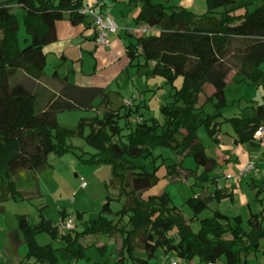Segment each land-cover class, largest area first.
<instances>
[{"label": "trees", "instance_id": "16d2710c", "mask_svg": "<svg viewBox=\"0 0 264 264\" xmlns=\"http://www.w3.org/2000/svg\"><path fill=\"white\" fill-rule=\"evenodd\" d=\"M135 2L139 8L135 22L156 26L159 32L134 35V41L125 47L130 66L149 68L153 64L151 74L166 77L169 83L178 77L183 80L173 100L160 107L162 121L143 118V102L134 108L124 104L113 109L108 88L79 86L66 77L53 81L56 73L50 77L54 92L39 86L48 65L44 48L57 40L56 24L65 19L73 25L86 23L87 18L80 14L84 0H0V206L21 199L16 189L21 172L35 179L50 165L52 154L63 157L73 150L69 140L74 137L98 150L84 161L109 166L110 185L125 200L117 213L107 200L95 219L83 221L78 214L82 230L61 236L50 221L34 224L27 216H17L13 239L18 242L21 233L28 248L20 264L30 260L33 264L59 263L52 244L36 241L45 232L64 245L67 264L87 259L89 247L81 243L87 237L102 244L98 247L101 252L107 251L105 240L120 238L115 264H152L159 250L167 253L166 264L173 256L184 263L198 259L199 264H248L247 256L260 251L264 211L255 214L249 209L244 220L216 210L211 217L199 219L213 198L234 199L233 192L216 190L213 196L187 201L191 220L200 225L194 231L167 193L143 199L159 178L156 171L147 172L135 160L156 161L160 158L156 153L161 151L191 158L202 169L200 173L185 168L183 160L167 166V175L176 176L182 169L203 185L212 180L218 162L206 153L200 129L214 138L225 124L233 130L235 143L256 142V134L264 127V111L219 121L220 113L207 114L199 102L205 86L216 94L223 92L231 74L238 83L264 88V0H206L203 14L174 6L171 0ZM69 111H94L96 115L69 129L57 120L59 113ZM134 116L140 120L135 126L130 122ZM260 201L264 205V198ZM66 218L63 213L62 221Z\"/></svg>", "mask_w": 264, "mask_h": 264}, {"label": "rangeland", "instance_id": "374dc122", "mask_svg": "<svg viewBox=\"0 0 264 264\" xmlns=\"http://www.w3.org/2000/svg\"><path fill=\"white\" fill-rule=\"evenodd\" d=\"M180 1L171 0V3ZM125 2L131 7L130 9L138 8L135 0H122V2L116 3V10H125V12L130 10L127 9ZM154 2H162V0H154ZM194 6L192 11L196 14H203L207 11L206 0H195ZM254 8L255 6H252L251 10ZM134 21H132L134 29L144 25V23L135 24ZM20 24L19 36L22 39L24 28L21 19ZM51 60H49L50 63ZM118 65L116 62L115 66ZM135 65H126L122 67L123 69L119 66L117 71H115L114 65L108 66V64L105 68H98V73H102L107 78L108 88L111 92V107L118 109L124 106L125 101L128 100H134L135 105L143 102L144 107L140 111L143 118L153 117L162 121L160 107L173 100L172 96L182 87L183 80L178 77L173 83H169L166 77L150 73L151 64L149 68ZM262 69H264V65ZM230 80L231 82L221 93L216 94L211 87H204L203 93L200 95L199 106L203 105L207 114L216 115L220 113L219 121H221L224 117H244L252 115L253 112L264 111L263 87L252 86L245 82L238 83L233 80V74L230 75ZM211 95L214 98L208 99ZM95 115L96 112L94 111H69L59 113L57 120L61 126L75 129L81 119L91 118ZM137 117L134 116L130 119L133 126L140 121ZM143 118L140 117L141 120ZM221 128L222 143L215 140L216 136L214 138L209 137L203 128L198 132L201 143L206 148V153L218 162L211 174L212 180L203 185L197 183L195 178L188 177V173L182 169H179L176 176L167 175V166L183 160L185 168L200 173L202 169L197 168L191 158L183 159L176 157L172 152L161 151L156 153L160 157L156 161L151 158L135 160V163L147 172L156 171L159 178L158 182L143 195V199L146 200L149 196H160L167 193L173 205L181 209L182 215L194 231L199 230L200 225L199 222L191 220L193 214L186 204L187 201L194 197L207 198L213 196L216 190L224 194L233 192L234 199L227 198L218 201L213 198L209 208L199 216V219L211 217L215 210L232 217L240 215L247 219L248 204L255 214L264 211V205H261L260 201L261 198H264V132H262L264 127L256 134L254 144L246 143L244 145L235 143V139L233 140L230 135L225 133L231 134L233 130L230 126L223 124ZM69 144L72 145L73 150L63 157L52 154L49 158L50 165L35 179L30 173L21 172L16 182V189L22 195L21 199L10 200L0 206V264H20L19 261L28 254V248L24 243L22 234L20 233L18 242L13 239L18 228L17 216H27L34 224H38L42 220L50 221L53 226L58 228L62 223L64 213L67 218L74 219L75 229L73 231H81L82 226L77 218L78 214L82 215L83 221L95 219L100 215L107 200L113 213H117L123 208L125 200L120 199L117 188L110 185L112 179L110 167L96 166L84 161L98 150L79 137L70 139ZM248 164L253 165L254 169L241 177L240 173ZM84 183L86 187L83 188L82 184ZM260 190L263 191H261L260 197H257ZM113 221L116 222L117 219L113 218ZM58 233L59 236L63 234L59 228ZM94 240L93 237H87L81 241L83 245L90 247L87 249V257L92 262L115 264L118 259L117 251L121 246L120 238H115L113 240L115 245L111 244L105 252H101L97 246H92L91 241ZM36 241L40 245L52 244L53 248L57 249L58 264L68 263L69 258L63 249L64 245L59 240H53L45 232L37 235ZM105 242L108 243L109 241L105 240ZM262 242L264 243V240ZM95 244L99 245L98 242ZM262 249L264 250V246ZM263 250L251 254L248 258V264H264ZM138 256H142V253L139 252ZM173 257V260L178 264H185L175 256ZM166 260L167 253L159 250L151 263L166 264ZM87 262H89L88 259H85L72 264H86ZM167 262L170 263V260ZM33 263L34 260H30L24 264Z\"/></svg>", "mask_w": 264, "mask_h": 264}, {"label": "crops", "instance_id": "0c3cea01", "mask_svg": "<svg viewBox=\"0 0 264 264\" xmlns=\"http://www.w3.org/2000/svg\"><path fill=\"white\" fill-rule=\"evenodd\" d=\"M98 1L103 4V6L100 7L101 10L112 18H114L117 23L120 24L118 32L112 37L110 47L105 49L104 47H100L96 44V33L91 26V20L89 18H87L86 23L78 25L71 24L68 19L58 22L56 24L57 40L44 48L48 65L45 69V77L41 80V82L38 83L39 86H43L46 89L48 88V93L54 92V89H52L50 86V82H52L50 77L53 76L55 73L56 75L53 81H56L58 78L66 77L71 83L79 86L108 88L107 78L104 77L102 73H98V68H105L108 64V66L114 65L115 71H117V68H119V66L122 68L126 65H130V61L127 56L125 47L127 44L134 41L135 33H133V31L135 29L133 28L134 25L132 21H134L135 18L138 16L139 8L130 9L131 7L128 6L125 2L127 9H130L125 12V10H116L115 7L116 3H120L122 2V0ZM194 3L195 0H181L178 3H172V5L192 11V9H194L195 7ZM76 57L78 58V60H75L77 59ZM50 59H52L51 63L49 61ZM116 62H118V66H115ZM61 65L62 67H60ZM91 69L92 72H90ZM46 93L47 92H45V94ZM249 116L251 115H247L244 117ZM262 132H264V129H262ZM225 133L230 135L233 140L235 139V134L233 131L231 132V134L229 132ZM222 134L223 133L220 132L216 135L215 139L219 143L223 142ZM248 207L251 210L250 204H248ZM113 240L114 239L109 240L108 247L111 246V244L115 245V242ZM95 243V240L91 241V244L93 246H102L101 243H99V245H96ZM262 246H264L263 242H261L260 250H263ZM250 256L251 255L247 256V262ZM87 259L89 262H87L86 264H100L99 262H92L89 257H87ZM21 261H19V263ZM185 264H199V262L198 259H194L190 263ZM218 264H221V262H219Z\"/></svg>", "mask_w": 264, "mask_h": 264}, {"label": "built area", "instance_id": "2783aa9c", "mask_svg": "<svg viewBox=\"0 0 264 264\" xmlns=\"http://www.w3.org/2000/svg\"><path fill=\"white\" fill-rule=\"evenodd\" d=\"M101 6H103V4L98 0H84V4L80 9V14L91 20V26L96 33V44L100 47L108 48L111 45L112 37L116 35L119 30V25L114 18L101 10ZM158 32L159 30L156 26H149L146 24L133 31V33L142 36L157 34ZM125 105L132 107L134 105V101H125ZM253 169V165L248 164L240 173V176L243 177ZM82 187H86V184H82ZM58 228L62 230L63 233L72 232L75 229V221L72 218H67L62 221L61 225ZM169 264L178 263L175 260L170 259Z\"/></svg>", "mask_w": 264, "mask_h": 264}]
</instances>
